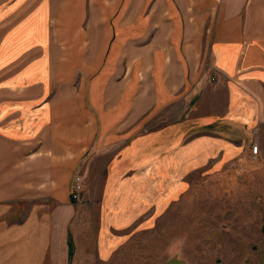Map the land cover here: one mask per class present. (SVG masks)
<instances>
[{
	"label": "crops",
	"instance_id": "obj_1",
	"mask_svg": "<svg viewBox=\"0 0 264 264\" xmlns=\"http://www.w3.org/2000/svg\"><path fill=\"white\" fill-rule=\"evenodd\" d=\"M159 111L222 153L258 138L264 0H0V264H82L74 216L121 196L106 178L73 202L74 175L108 146L128 155Z\"/></svg>",
	"mask_w": 264,
	"mask_h": 264
},
{
	"label": "rangeland",
	"instance_id": "obj_2",
	"mask_svg": "<svg viewBox=\"0 0 264 264\" xmlns=\"http://www.w3.org/2000/svg\"><path fill=\"white\" fill-rule=\"evenodd\" d=\"M186 116L154 113L133 129L135 149L128 155L123 141L108 146L86 176L74 175L82 177L83 190L73 202L100 195L106 178L108 192L121 196L112 202L118 211L89 203L74 216L82 264H264V124L258 138L249 131L238 152L222 153L214 142L194 144ZM119 168V176L106 175ZM94 232L104 236L103 245L94 246Z\"/></svg>",
	"mask_w": 264,
	"mask_h": 264
},
{
	"label": "built area",
	"instance_id": "obj_3",
	"mask_svg": "<svg viewBox=\"0 0 264 264\" xmlns=\"http://www.w3.org/2000/svg\"><path fill=\"white\" fill-rule=\"evenodd\" d=\"M258 145L254 142L251 145V154L255 157L258 154ZM74 185H73V190L71 192V198L73 201H79L81 198V193L83 190V181L81 176H76L74 178Z\"/></svg>",
	"mask_w": 264,
	"mask_h": 264
}]
</instances>
